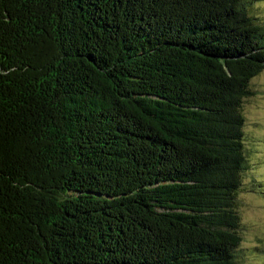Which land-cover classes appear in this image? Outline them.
<instances>
[{
  "label": "trees",
  "instance_id": "16d2710c",
  "mask_svg": "<svg viewBox=\"0 0 264 264\" xmlns=\"http://www.w3.org/2000/svg\"><path fill=\"white\" fill-rule=\"evenodd\" d=\"M257 0H0V264H236Z\"/></svg>",
  "mask_w": 264,
  "mask_h": 264
},
{
  "label": "rangeland",
  "instance_id": "374dc122",
  "mask_svg": "<svg viewBox=\"0 0 264 264\" xmlns=\"http://www.w3.org/2000/svg\"><path fill=\"white\" fill-rule=\"evenodd\" d=\"M251 12L264 25V0L254 2ZM250 89L240 105L247 169L236 197L241 223L236 264H264V68L250 80Z\"/></svg>",
  "mask_w": 264,
  "mask_h": 264
}]
</instances>
